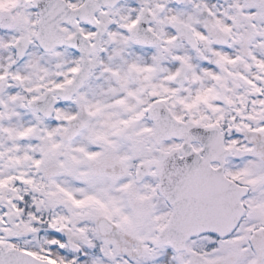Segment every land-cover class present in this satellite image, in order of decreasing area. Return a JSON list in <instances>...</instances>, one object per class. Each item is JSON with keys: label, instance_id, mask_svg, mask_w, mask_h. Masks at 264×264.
<instances>
[{"label": "snow or ice", "instance_id": "1", "mask_svg": "<svg viewBox=\"0 0 264 264\" xmlns=\"http://www.w3.org/2000/svg\"><path fill=\"white\" fill-rule=\"evenodd\" d=\"M0 264H264V0H0Z\"/></svg>", "mask_w": 264, "mask_h": 264}]
</instances>
